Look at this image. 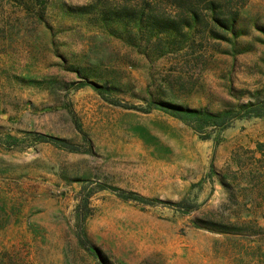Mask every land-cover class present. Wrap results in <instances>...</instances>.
Masks as SVG:
<instances>
[{"label":"rangeland","instance_id":"rangeland-1","mask_svg":"<svg viewBox=\"0 0 264 264\" xmlns=\"http://www.w3.org/2000/svg\"><path fill=\"white\" fill-rule=\"evenodd\" d=\"M206 2L0 0V264H264V0Z\"/></svg>","mask_w":264,"mask_h":264},{"label":"trees","instance_id":"trees-1","mask_svg":"<svg viewBox=\"0 0 264 264\" xmlns=\"http://www.w3.org/2000/svg\"><path fill=\"white\" fill-rule=\"evenodd\" d=\"M185 1L187 0H174V3L176 6L178 7H183L186 3ZM224 1V0H223ZM222 0H207L206 4H205V9L208 10V12L210 13V15L212 16L213 20L215 21V26L217 27H221V31L217 30V29H212L211 31L213 33H215V35H217L218 37H224L229 31H232L235 27V24L237 22L238 19V14L236 13H232L231 15H228V17H222L219 12L221 11V9H219L222 5ZM188 12H190V15L192 17V19H197L199 17V13L196 10L195 7L191 6L190 4H188V6H186ZM153 23L159 24L160 27L163 29L164 27L168 26V25H172L174 23V20H168V19H158L155 18L152 21ZM172 23V24H171ZM175 26H178L177 23H174ZM92 84L96 85L97 87L101 88L102 86L97 85L95 82H92L91 80L89 81ZM159 105L161 107H164L166 109H170V110H174L177 115H183V113L185 114H200L201 111L198 109H193V108H188V107H184L182 105H178V104H174V103H170V102H159ZM252 105L249 104H245L243 107L247 108L248 110L251 109ZM212 117L214 118V120L218 121L219 118H221L222 114L220 113H216V114H211ZM60 139L59 141H61L62 143H66V145H68V141L66 139H61V138H56V140ZM259 149L262 153H264V144H259ZM221 182L225 185H227L228 187L230 186V184L228 182L225 181L224 178L220 179ZM131 194V193H130ZM133 195V194H131ZM137 195V197H139L140 199L144 198L141 195L135 194ZM124 198L128 199L129 196H124ZM145 199V198H144ZM161 202H167L164 200H160ZM196 222L198 223V225L205 227L207 229H210L212 231H217V232H222V233H229V234H244L245 232L243 231L242 226L238 225L237 223H224V222H218V221H212V220H202V219H197ZM259 233V232H258Z\"/></svg>","mask_w":264,"mask_h":264}]
</instances>
